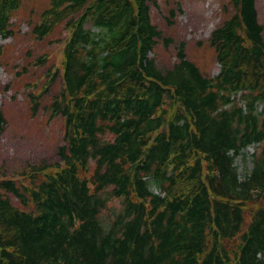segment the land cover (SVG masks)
Returning a JSON list of instances; mask_svg holds the SVG:
<instances>
[{
    "label": "trees",
    "instance_id": "trees-1",
    "mask_svg": "<svg viewBox=\"0 0 264 264\" xmlns=\"http://www.w3.org/2000/svg\"><path fill=\"white\" fill-rule=\"evenodd\" d=\"M21 1L0 0L2 36ZM148 2L50 0L34 25L43 38L70 18L63 87L50 104L64 119L63 144L60 163L29 166V186L0 179V264H264L255 0H229L233 14L210 33L213 77L186 58L183 42L177 62L157 67L150 54L161 33ZM167 100L178 104L170 117ZM251 146L239 175L235 159ZM7 193L32 207L13 206ZM112 199L120 210L101 220Z\"/></svg>",
    "mask_w": 264,
    "mask_h": 264
},
{
    "label": "rangeland",
    "instance_id": "rangeland-1",
    "mask_svg": "<svg viewBox=\"0 0 264 264\" xmlns=\"http://www.w3.org/2000/svg\"><path fill=\"white\" fill-rule=\"evenodd\" d=\"M49 5L50 0H22L9 19L11 34H0V114L4 118L0 130V179L10 178L27 186L29 166L60 163L58 148L63 144L64 119L61 115H51L50 104L63 87V49L71 30L70 18L56 23L47 35L38 38L33 28ZM255 6L264 38V0H255ZM148 7L151 22L161 33L150 54L157 67L170 68L177 62L176 52L183 42L186 58L204 75L218 74L219 65L208 38L212 30L233 14L229 0H155L148 2ZM79 12L73 16L77 17ZM177 105L166 101L164 109L168 117ZM253 151V146L248 147L244 157L235 159L239 175L251 166ZM7 196L17 208L32 207L22 205L8 193ZM250 206L248 203L247 207ZM119 210V200L112 199L100 219L106 220ZM244 216L247 222L249 215L245 212ZM237 242L236 238L231 240L235 243L234 247L230 245L233 251Z\"/></svg>",
    "mask_w": 264,
    "mask_h": 264
}]
</instances>
